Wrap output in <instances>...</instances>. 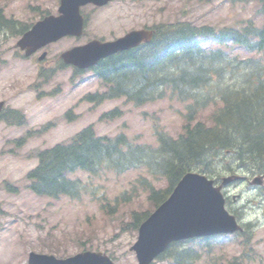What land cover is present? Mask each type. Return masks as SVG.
<instances>
[{
  "label": "rangeland",
  "instance_id": "374dc122",
  "mask_svg": "<svg viewBox=\"0 0 264 264\" xmlns=\"http://www.w3.org/2000/svg\"><path fill=\"white\" fill-rule=\"evenodd\" d=\"M26 2L34 6L41 4L40 8L49 13H55L58 4L55 0H0V7L5 9L7 15L22 22H34L38 16L32 10H23ZM113 4V7L94 8L90 11L89 22L82 36L71 39L62 37L50 43L49 47L45 46L43 49L47 51V57L42 63L33 58H19L13 47L17 37L2 40L0 49L4 51L1 55L4 63L0 64V100H5L8 107L22 110L26 115V123L16 126L10 121L7 123L5 119L0 122V264H24L25 252L31 247L33 250L58 249L60 252L71 253L79 247L78 242H83L86 248L107 250L106 252L113 254L116 264H137L134 253L129 249L137 234L131 230H121L119 226L125 211L151 209L152 205L146 202L144 192L136 195L135 200L141 201L125 206L121 213L117 212L105 219L95 198L105 195L110 200L113 195L128 190L135 178L143 173L142 169L128 170L120 175H115L108 169L101 170L97 175H88L79 169L68 171L66 175L69 177H75L74 173L79 171L77 177L86 184L81 199L75 201L66 197L53 200L46 195H35L24 188L25 173L36 163L34 154L37 150L57 142H68L69 137L90 123H93L98 135L123 132L128 138H133L138 133L145 141L153 138L152 124L173 136L181 131L186 113L184 102L176 98H163L152 103L134 105L116 99L106 100L101 105L88 109L90 104L81 102L80 99L85 93L100 89L98 80L90 72H85L76 77L77 85L72 89L69 80L72 70L59 69V54L85 41L93 32H110L117 36L135 24L127 17H121L120 12L124 6L120 2L115 1ZM261 5L262 2L258 3L257 0L144 1L138 6L137 14L143 15L144 24H150L152 20L153 23L182 20L220 27L240 26L247 19H252L256 25H260L264 23V13L257 11ZM125 13L128 14L127 11ZM238 55L242 53L238 52ZM38 66L56 70L40 87L50 94L40 99L34 97L35 89L30 87L31 84L42 81L37 75ZM225 76L227 85L238 82L234 77L227 74ZM56 91L61 95L51 97ZM74 103L77 109L71 114L77 116L76 111L79 115L69 121L64 111ZM222 105L220 97H215V105L200 111L201 118L208 122L210 110ZM113 107L120 108L123 113L115 119H97ZM48 120L54 122V125L47 131L29 138L21 147L15 146L14 139H18L27 130L50 122ZM152 142L157 141L153 138ZM144 172L148 176L145 169ZM238 173L242 179L232 182L224 192L226 207L235 213L237 220L250 234L249 239L231 234L218 235L206 241L193 239L176 247L193 250L192 264L264 262V180L261 186L251 185L244 178L248 175L245 171L239 170ZM5 181L17 187L16 191L6 189ZM88 216H91V221L86 222ZM39 236L42 238L41 242L37 241ZM153 264L173 263L167 259H157Z\"/></svg>",
  "mask_w": 264,
  "mask_h": 264
},
{
  "label": "trees",
  "instance_id": "16d2710c",
  "mask_svg": "<svg viewBox=\"0 0 264 264\" xmlns=\"http://www.w3.org/2000/svg\"><path fill=\"white\" fill-rule=\"evenodd\" d=\"M2 19L0 16V30L6 24ZM202 31L231 47L264 50V26L258 28L251 22L240 29L224 26L217 31L186 22L160 24L150 44L99 62L95 70L107 88L88 99L98 103L126 96L139 104L163 97L169 88L179 99L193 100L188 107L192 120L199 105L219 96L223 105L211 114L209 124L188 121L176 138L158 134L155 146L133 145L123 134L96 136L92 127H86L71 143L38 151L37 165L28 172L29 188L38 194L76 197L84 185L78 178H68L67 171L81 169L96 174L101 166L116 167L117 171L144 167L154 180L165 179V188L160 189L152 182H141L142 189L151 192L148 202L156 206L166 197L163 191L167 195L191 169L212 175L236 168L251 175L264 174V52L227 61L222 49L204 51L199 47L195 36ZM226 74L238 82L227 85ZM128 199L115 197L113 211L118 208L122 212L125 205L135 202ZM125 212L136 228L148 211ZM165 253L179 264L193 258L188 248L169 247Z\"/></svg>",
  "mask_w": 264,
  "mask_h": 264
},
{
  "label": "water",
  "instance_id": "95a60500",
  "mask_svg": "<svg viewBox=\"0 0 264 264\" xmlns=\"http://www.w3.org/2000/svg\"><path fill=\"white\" fill-rule=\"evenodd\" d=\"M107 0H60L58 17H46L37 22L30 31L18 41L29 55L37 48L69 33L79 35L82 30V16L79 6L87 2L98 5ZM149 31H134L113 42L91 41L84 46L74 47L62 54L65 62L85 67L99 57L127 48L142 38L148 39ZM42 54L41 57H43ZM2 103H0L1 107ZM231 180L225 178L224 182ZM260 182L258 178L253 183ZM240 229L235 217L224 208V199L219 187L212 185L204 175L187 173L178 182L170 197L161 204L156 212L142 223L139 237L133 246L140 264L149 261L171 240L194 236H207L228 233ZM89 262L100 264V255L90 254Z\"/></svg>",
  "mask_w": 264,
  "mask_h": 264
},
{
  "label": "flooded vegetation",
  "instance_id": "af4514ba",
  "mask_svg": "<svg viewBox=\"0 0 264 264\" xmlns=\"http://www.w3.org/2000/svg\"><path fill=\"white\" fill-rule=\"evenodd\" d=\"M124 8L126 9L127 13H128V17L130 18L131 22H138L139 20V16L137 14V8L140 4H142V0H125L123 3ZM113 34H111L110 32L106 33V34H99L98 37H108L111 36ZM96 36H93L92 38H98Z\"/></svg>",
  "mask_w": 264,
  "mask_h": 264
}]
</instances>
